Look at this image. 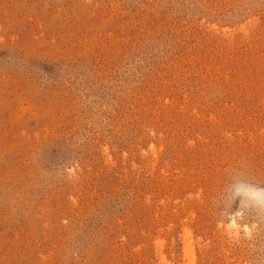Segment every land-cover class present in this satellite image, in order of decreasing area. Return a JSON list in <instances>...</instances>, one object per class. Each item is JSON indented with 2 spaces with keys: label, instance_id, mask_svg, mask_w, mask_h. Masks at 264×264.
Here are the masks:
<instances>
[{
  "label": "rangeland",
  "instance_id": "rangeland-1",
  "mask_svg": "<svg viewBox=\"0 0 264 264\" xmlns=\"http://www.w3.org/2000/svg\"><path fill=\"white\" fill-rule=\"evenodd\" d=\"M237 187L264 0H0V264H264Z\"/></svg>",
  "mask_w": 264,
  "mask_h": 264
},
{
  "label": "clouds",
  "instance_id": "clouds-1",
  "mask_svg": "<svg viewBox=\"0 0 264 264\" xmlns=\"http://www.w3.org/2000/svg\"><path fill=\"white\" fill-rule=\"evenodd\" d=\"M241 191H250L253 197L257 200L258 206L261 209H264V189H245L242 187L236 188V193H240Z\"/></svg>",
  "mask_w": 264,
  "mask_h": 264
},
{
  "label": "bare ground",
  "instance_id": "bare-ground-1",
  "mask_svg": "<svg viewBox=\"0 0 264 264\" xmlns=\"http://www.w3.org/2000/svg\"><path fill=\"white\" fill-rule=\"evenodd\" d=\"M230 227H231V228H235V229H236V225H235L233 222H231V225H230Z\"/></svg>",
  "mask_w": 264,
  "mask_h": 264
}]
</instances>
